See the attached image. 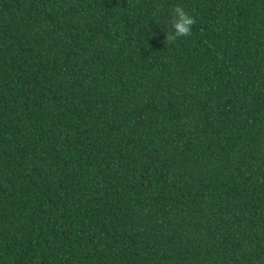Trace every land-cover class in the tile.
Returning a JSON list of instances; mask_svg holds the SVG:
<instances>
[{"label":"trees","instance_id":"trees-1","mask_svg":"<svg viewBox=\"0 0 264 264\" xmlns=\"http://www.w3.org/2000/svg\"><path fill=\"white\" fill-rule=\"evenodd\" d=\"M0 264H264V0H0Z\"/></svg>","mask_w":264,"mask_h":264},{"label":"clouds","instance_id":"clouds-1","mask_svg":"<svg viewBox=\"0 0 264 264\" xmlns=\"http://www.w3.org/2000/svg\"><path fill=\"white\" fill-rule=\"evenodd\" d=\"M170 20L172 31L167 32L166 41L171 44L180 37H188L191 35L192 27L196 24V19L186 12L183 7L177 5L172 10Z\"/></svg>","mask_w":264,"mask_h":264}]
</instances>
